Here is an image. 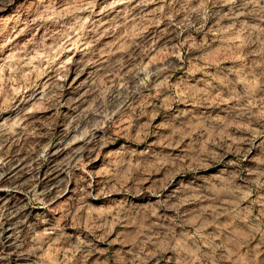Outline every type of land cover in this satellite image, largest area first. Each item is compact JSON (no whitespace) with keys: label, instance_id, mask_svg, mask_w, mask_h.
Listing matches in <instances>:
<instances>
[{"label":"rangeland","instance_id":"1","mask_svg":"<svg viewBox=\"0 0 264 264\" xmlns=\"http://www.w3.org/2000/svg\"><path fill=\"white\" fill-rule=\"evenodd\" d=\"M0 264H264V0H0Z\"/></svg>","mask_w":264,"mask_h":264}]
</instances>
